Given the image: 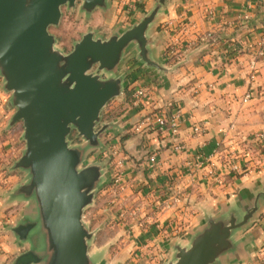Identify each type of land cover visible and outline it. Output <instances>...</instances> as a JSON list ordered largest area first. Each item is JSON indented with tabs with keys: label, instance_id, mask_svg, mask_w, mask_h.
<instances>
[{
	"label": "crops",
	"instance_id": "obj_1",
	"mask_svg": "<svg viewBox=\"0 0 264 264\" xmlns=\"http://www.w3.org/2000/svg\"><path fill=\"white\" fill-rule=\"evenodd\" d=\"M108 2L107 14L94 13L109 17L116 8V19L124 30L118 27L107 36L91 30L104 39L128 30L158 0ZM149 37L155 59L167 71L162 74L145 67L135 46L126 51L118 72L124 77L123 93L101 115V125L118 128L103 133L101 149L87 159L102 163L105 171L100 195L95 197L104 204L92 213L95 236L89 248L91 257L103 255L101 264H165L171 259L172 246L187 245L207 216L238 204L251 205L264 194V155L251 157L249 164L241 158L250 136L264 131V45L260 43L264 0H165ZM138 87L151 92V104L138 108L132 104V92ZM246 95L251 100L244 103ZM177 111L181 122L176 139L160 135L156 128L135 130L139 118ZM117 113L121 114L112 120L104 118ZM199 125L205 131L195 135L193 127ZM176 142L184 145V153L172 151ZM229 151L238 153L242 169L253 172L229 173ZM119 163L123 191L110 182ZM212 166L225 176L223 184L207 177L206 170ZM1 195L0 264H12L27 246L18 243L8 229L22 218L27 204L5 205ZM133 210L134 218L121 217ZM100 224L103 231L97 230ZM235 240L242 244L241 254L226 264H255L264 252V201Z\"/></svg>",
	"mask_w": 264,
	"mask_h": 264
},
{
	"label": "water",
	"instance_id": "obj_2",
	"mask_svg": "<svg viewBox=\"0 0 264 264\" xmlns=\"http://www.w3.org/2000/svg\"><path fill=\"white\" fill-rule=\"evenodd\" d=\"M109 0H0V78L11 94L8 109L15 110L9 127L22 123L25 149L11 171L25 174V182L9 194V202L27 204L22 218L8 230L27 246L12 264H101L91 257L95 232L83 216L104 181V165L84 166L102 147L100 136L118 125H101L106 106L120 98L124 77L119 68L126 51L136 47L145 67L164 73L149 37L165 0L122 34L103 38L97 32L82 35L69 54L56 49L49 29L57 27L62 9L86 16L96 10L107 14ZM76 132L81 143L72 147ZM84 166V167H83ZM264 194L251 205L238 204L204 226L188 244H174L165 264H226L240 256L236 234L255 218Z\"/></svg>",
	"mask_w": 264,
	"mask_h": 264
},
{
	"label": "rangeland",
	"instance_id": "obj_3",
	"mask_svg": "<svg viewBox=\"0 0 264 264\" xmlns=\"http://www.w3.org/2000/svg\"><path fill=\"white\" fill-rule=\"evenodd\" d=\"M80 6L81 2H78L76 7L71 10L64 7L62 9L60 24L57 27L49 29L50 33L56 38V49L64 54H69L73 50L74 45L81 40L82 35L88 31L97 30L100 34L107 36L118 27L124 30L119 20L116 19V8H113L111 16L104 17L99 13L86 16L84 13L80 12ZM10 98L11 94L3 91V82L0 78V193H2V200L6 202L5 205L10 203L9 194L16 186L22 185L25 182L24 173L20 171H11L14 163L21 157L25 149V142L22 139V123L15 125L13 128L9 127L10 119L15 112V110L8 109ZM69 143L72 147H76L81 143V141L77 139L76 132H72L70 135ZM11 146H14L12 154L10 153ZM92 162V160H87L84 166L92 164ZM96 195H100L99 190ZM94 201L93 205L85 210L83 216L84 223L90 230L92 213L95 214L97 209L100 208L99 205L104 204L98 197ZM9 212L13 211L10 210ZM17 213H19V211H17ZM8 217L10 218V216ZM102 226V224L97 226V230L103 231ZM101 239H99L98 244H101Z\"/></svg>",
	"mask_w": 264,
	"mask_h": 264
},
{
	"label": "built area",
	"instance_id": "obj_4",
	"mask_svg": "<svg viewBox=\"0 0 264 264\" xmlns=\"http://www.w3.org/2000/svg\"><path fill=\"white\" fill-rule=\"evenodd\" d=\"M261 45H264V38L261 40ZM260 50H263L261 48ZM261 54V53H260ZM252 66V65H251ZM252 69L254 67L252 66ZM151 92L142 87L134 88L132 92V104L135 107H143L145 105L151 104ZM251 100V95H246L243 99V102L246 103ZM181 122V115L180 111H177L175 115L167 116L165 114H156L155 112L151 113L150 115L144 116L139 118L138 123L136 124V132H140L143 130H148L151 128H156L160 135L168 136L169 139L177 138L179 134V126ZM205 131L204 126H194L193 132L195 135L203 134ZM246 149L242 153V159L244 160L245 157H254L256 155L262 156L264 155V131L256 132L250 136V138L246 141ZM172 151L175 154H181L185 152V147L180 142H176L172 148ZM239 155L235 152H227L226 153V168L229 173L234 175H242V174H249L253 172V169L244 170L238 165ZM208 168V167H207ZM122 163H119V167L113 172L111 178V184L117 188L119 191H123L124 184H123V171ZM207 177L214 182L215 184H223L225 181V176L221 175L217 168L214 166L209 167L206 170ZM126 215L130 217H135V211H130L128 214L124 211L121 214V217L124 218ZM255 264H264V252H260L258 255L257 262Z\"/></svg>",
	"mask_w": 264,
	"mask_h": 264
},
{
	"label": "trees",
	"instance_id": "obj_5",
	"mask_svg": "<svg viewBox=\"0 0 264 264\" xmlns=\"http://www.w3.org/2000/svg\"><path fill=\"white\" fill-rule=\"evenodd\" d=\"M120 114H121V113H117V114H115V115H113V116H110V115H104V114H103V115H104V118H107V119H109V120H112V119L118 117ZM244 161H245L246 164H249V163H251V162L253 161V158L245 157V158H244Z\"/></svg>",
	"mask_w": 264,
	"mask_h": 264
}]
</instances>
